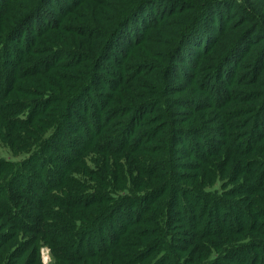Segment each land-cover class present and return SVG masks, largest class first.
Segmentation results:
<instances>
[{"label":"trees","instance_id":"1","mask_svg":"<svg viewBox=\"0 0 264 264\" xmlns=\"http://www.w3.org/2000/svg\"><path fill=\"white\" fill-rule=\"evenodd\" d=\"M58 1L0 0V264L41 244L55 264H264V0ZM167 23L163 75L193 49L215 61L200 94L129 81ZM227 71L248 113L195 122Z\"/></svg>","mask_w":264,"mask_h":264},{"label":"rangeland","instance_id":"2","mask_svg":"<svg viewBox=\"0 0 264 264\" xmlns=\"http://www.w3.org/2000/svg\"><path fill=\"white\" fill-rule=\"evenodd\" d=\"M22 1L23 0H6L8 6L9 5L13 6L14 3H18L19 5H21ZM77 1H81V0H77ZM107 1L110 3V9L113 12L118 11L117 13H121L123 9L125 8L124 5H121L120 3L121 0H107ZM236 1H239V0H236ZM58 3H69V1L68 0H64L63 2L58 1ZM89 4L92 5V2ZM80 7H82V4L80 5ZM83 8L89 13V10L87 7L84 6ZM225 11H226V14L223 13L222 16L220 12L221 18L223 17L232 18L234 16V14H230L232 10L227 11L225 9ZM113 12H109L108 14L110 15ZM4 16L0 17V20ZM179 16L181 15H178L176 17H179ZM232 19L233 20L237 19V17H233ZM34 21L40 22L41 20L40 18H37V19H34ZM73 22L74 21L68 20L66 25L70 27V25ZM231 22L232 20L230 21V23ZM172 24L173 23H167L163 25L162 27H160L159 29L157 28L156 30H154L152 34L150 35L149 39L145 41L143 45L135 52L131 60H133L134 62H141L143 60H146V61H150L151 64L146 69L136 74L137 79L129 80V81L130 83L138 85V87H140L143 91L151 87H156L157 89H161L163 86L164 89H168L170 91L169 94L171 97H173L172 95H176L174 90H172V88L181 86V85L187 87L184 93H186L188 90H193V91L196 90L197 91L196 94H200L201 91L199 90V87H196V85H193V82L199 83L200 78L209 71L210 65L213 62L215 63V61L212 60V58H209L207 55L199 54L201 52V49L191 50L192 53L188 56L184 52H182L180 54V57L184 60V62L183 61L178 62L180 65L178 66L179 69L178 67L170 68L172 69L169 72L170 74L168 75H166L167 73H165L164 75L162 74V67L164 65L168 66V63L170 62L172 58L169 50L174 45L175 38H176V33L174 34L172 33L173 31ZM178 26L179 24H176V27ZM56 33H60V31L55 32L53 34H56ZM85 38L89 39V36L88 37L86 36ZM102 40L103 38H101L99 43H101ZM166 40H167V43H166ZM252 47L254 48V46H249V45L245 46L243 49V52L249 53L252 50ZM186 57H188L189 60L187 59L185 60ZM82 63L86 65V68L90 67L88 66L90 63L89 60L84 59ZM144 63L145 62H143L140 65L143 66ZM124 64L126 65L125 62L123 63V66ZM107 65L109 69L111 68V66L113 69H117L118 62L116 61L113 63L107 62ZM125 69H126V72H128L129 74H132L131 70L128 67H126ZM139 69L140 68L137 66L136 71H138ZM242 70L243 69H239L238 71H242ZM227 72L228 73L226 74H224L223 72L222 74H219L217 78L211 79L210 80L211 83L209 85H211V87L215 85L217 88H222L221 91L225 92L224 93L225 98H223V100H228V101L226 103H223V100L220 97L214 96L213 101H217V102L222 101L220 102L219 107H215V108L203 107L200 110L198 109L199 113H197V111L193 113L190 110H188V112H186V114L184 115H187L189 112H191L192 114L198 115V118L195 119V122H198L197 120H203L204 122H207L214 118L216 119V122L213 123L215 125H217L218 123L220 124L222 123V125H225V124L230 125V124L235 123L238 119H240L239 121H241L242 120L241 118L244 117L248 113L247 112L248 105L246 104V102H242L246 106H241L242 104L238 102L240 93L236 92L234 89H241V87L251 89V86L247 84L248 83L246 81L247 78L244 81L246 83L241 85L239 84L240 80L236 81L232 71H227ZM104 75H107V74H104ZM185 77H190V78L187 80L185 79ZM261 79H262V76H261ZM129 81L127 80V82ZM216 93L218 94L219 90H216ZM201 106H202V102H201ZM176 109H179V106ZM160 115L163 116L162 114ZM144 117L145 118H144L143 124L145 126L147 122H150L149 126L156 125L157 123L156 120L148 118L146 117V115ZM144 146L148 147L147 144H145ZM0 151H1V154L8 155V153L4 149L1 148ZM38 256H39V261L34 260V258L37 259ZM27 258H29V261L31 259L32 263L30 264H35L37 263V261L41 264H55L54 261L52 260L49 247L44 244H41L38 247L36 256L34 255V253L31 252V248H27V250L24 253L23 259H27Z\"/></svg>","mask_w":264,"mask_h":264}]
</instances>
